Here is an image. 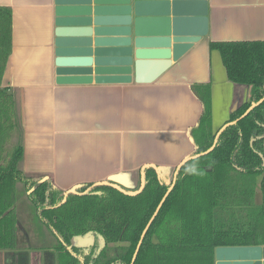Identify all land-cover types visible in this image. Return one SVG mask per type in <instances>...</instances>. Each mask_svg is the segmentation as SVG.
Listing matches in <instances>:
<instances>
[{"label": "crops", "instance_id": "1", "mask_svg": "<svg viewBox=\"0 0 264 264\" xmlns=\"http://www.w3.org/2000/svg\"><path fill=\"white\" fill-rule=\"evenodd\" d=\"M196 1L192 7L182 6L176 18L180 34L199 40L170 66L160 71L144 67L139 81L133 67L129 84L60 85L54 64L53 0H0V7L12 12V51L1 87L16 93L22 171L49 177L65 192L115 174L127 175L133 188L145 164L175 168L193 151L189 130L202 112L193 86L210 87L212 130L217 132L248 101L250 88L227 79L219 53L209 45L264 41V0ZM168 9L173 32L170 5ZM261 200L258 189L255 203ZM17 212L24 239L19 238L15 251H0V264H18L21 252L29 254L28 264H57L55 256L42 250L56 244L49 231L42 225H21L19 205ZM71 245L91 246L81 238L72 239Z\"/></svg>", "mask_w": 264, "mask_h": 264}, {"label": "trees", "instance_id": "2", "mask_svg": "<svg viewBox=\"0 0 264 264\" xmlns=\"http://www.w3.org/2000/svg\"><path fill=\"white\" fill-rule=\"evenodd\" d=\"M209 47L219 53L227 79L250 88L248 101L226 121L233 122L264 99V41L212 42ZM11 51L12 12L0 7V251L17 248V209L25 193L37 225L44 226L55 239L54 247L42 250L51 258L55 256L57 264H130L143 230L172 184L171 169H161L158 180L156 172L147 168L144 189L136 196L108 186L92 187L88 194H71L62 203L65 192L51 178L22 171L23 135L16 93L1 87ZM192 91L202 112L189 130L194 147L189 156L209 150L216 134L210 87L193 86ZM263 137L264 102L226 127L211 152L183 165L134 264H214L218 247L264 245ZM9 140L12 145L7 149ZM92 184H82L78 192ZM139 186L140 182L128 191L136 192ZM258 189L260 204L255 203ZM89 232L94 234L92 246L71 245L72 239ZM28 261L27 252L19 253L18 264Z\"/></svg>", "mask_w": 264, "mask_h": 264}, {"label": "water", "instance_id": "3", "mask_svg": "<svg viewBox=\"0 0 264 264\" xmlns=\"http://www.w3.org/2000/svg\"><path fill=\"white\" fill-rule=\"evenodd\" d=\"M195 4H198L196 0H53L57 84H129L132 82L133 67L135 81H139L144 67H156L160 71L170 66L172 61H177L199 40V37L180 34V20L176 18L182 6L192 7ZM169 5L174 17L173 32L169 30ZM262 102L264 99L251 105L239 119ZM238 120L224 124L216 132L209 150L188 156L175 167L172 184L143 230L130 264H134L142 241L172 191L183 165L211 152L223 130ZM260 157L264 160V150ZM147 168H152L158 180L161 179V168L153 164L143 165L136 192L128 191L131 185L127 175L115 174L104 182L93 183L82 193L78 192L82 185L73 186L65 191L62 203L71 194H88L92 187L108 186L124 195L136 196L144 189ZM81 240L90 242L92 246L94 234L89 232ZM262 258L264 248L259 246L215 249L216 264H260Z\"/></svg>", "mask_w": 264, "mask_h": 264}, {"label": "rangeland", "instance_id": "4", "mask_svg": "<svg viewBox=\"0 0 264 264\" xmlns=\"http://www.w3.org/2000/svg\"><path fill=\"white\" fill-rule=\"evenodd\" d=\"M11 140H9L7 142V145H6V148L7 149H10L11 147ZM171 171L169 173V180L172 179L173 177V170L174 168H170ZM138 184H139V175L138 177L136 178L135 180V187H133V189L137 188L138 187ZM20 190L23 189V187L19 186ZM21 201H19V209H20V222H21V225L25 224L26 222L29 223L27 226L30 227V228H36L37 227V223L38 221H36L37 219L35 218V213H33L32 211V208L30 207V204L28 203L26 197H25V193L23 194V196L21 197L20 199ZM17 217H18V212H17ZM25 221V222H24ZM23 223V224H22ZM22 228H18V244H19V238L20 240L24 239V236H23V230H21ZM35 230V229H34ZM27 233V231H26ZM36 234V232H35ZM37 235V234H36ZM110 246H113V245H110Z\"/></svg>", "mask_w": 264, "mask_h": 264}, {"label": "flooded vegetation", "instance_id": "5", "mask_svg": "<svg viewBox=\"0 0 264 264\" xmlns=\"http://www.w3.org/2000/svg\"><path fill=\"white\" fill-rule=\"evenodd\" d=\"M140 182V181H139Z\"/></svg>", "mask_w": 264, "mask_h": 264}]
</instances>
